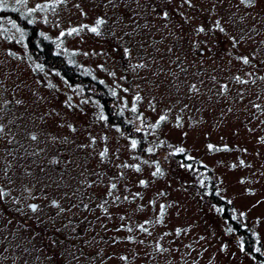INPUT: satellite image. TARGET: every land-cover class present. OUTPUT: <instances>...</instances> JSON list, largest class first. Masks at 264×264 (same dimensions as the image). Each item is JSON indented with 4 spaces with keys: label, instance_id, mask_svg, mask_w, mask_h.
Returning a JSON list of instances; mask_svg holds the SVG:
<instances>
[{
    "label": "rangeland",
    "instance_id": "1",
    "mask_svg": "<svg viewBox=\"0 0 264 264\" xmlns=\"http://www.w3.org/2000/svg\"><path fill=\"white\" fill-rule=\"evenodd\" d=\"M4 9L101 82L129 130L107 125L95 99L0 19V264H263L252 255L264 258V0H0ZM229 40L246 44L232 51ZM206 174L254 254L195 190Z\"/></svg>",
    "mask_w": 264,
    "mask_h": 264
},
{
    "label": "trees",
    "instance_id": "2",
    "mask_svg": "<svg viewBox=\"0 0 264 264\" xmlns=\"http://www.w3.org/2000/svg\"><path fill=\"white\" fill-rule=\"evenodd\" d=\"M9 18L13 23L14 21L16 24H19L20 28L24 30L26 42L28 45L29 50L37 54L38 59L42 60V64L49 68H55L57 70L58 74L70 85V86H77L79 87L82 92L89 97H92L95 99L101 108V111L105 114L106 117V124L110 126H115L120 131L126 132L129 130V125L127 123L121 122L120 115H112L111 113V105L114 102L113 96L109 93V91L106 89V87L96 79L86 75V74H80L78 69H75L73 65H69L66 63L64 57L59 53L58 51L54 50V47L51 43L41 40L38 44L36 42V39L38 38V35L36 33L37 27L34 24H29L27 20L21 19L19 15L12 11L8 10H0V19L2 18ZM229 49L235 50L237 49V46L235 44H246L244 40L240 41H233L231 42L229 40L228 42ZM216 45L218 48H220L219 41L216 42ZM36 47H41L39 49V52L35 53ZM57 52V53H56ZM59 53V54H58ZM243 54V53H241ZM247 53H244L245 56ZM65 61V62H64ZM141 143V141H140ZM161 150H158L157 154L161 153ZM164 152V151H163ZM172 153V161H177L181 165L193 167V161L187 157H185V151L180 150H173L170 152H165V154ZM161 163L167 164L166 160L164 162V159H159ZM169 168H167L168 170ZM210 175V174H209ZM209 175L206 174V180L203 179L204 183L200 184L199 189H195L196 191L199 190V193L201 194V197L204 199H207L211 203H214L216 206H219L220 213L222 215V218L232 226V228L237 232L239 236L242 238V246L245 250L252 252V245L254 243L253 237L250 233L247 232L245 228H243L238 221L232 218L230 214V206L229 203H227L225 200H222L217 194L213 192V186L211 183V180H209ZM210 186V187H209ZM209 187V188H208ZM208 195V196H206ZM256 260L261 261L264 264V258L261 257L259 254L252 255Z\"/></svg>",
    "mask_w": 264,
    "mask_h": 264
},
{
    "label": "snow or ice",
    "instance_id": "3",
    "mask_svg": "<svg viewBox=\"0 0 264 264\" xmlns=\"http://www.w3.org/2000/svg\"><path fill=\"white\" fill-rule=\"evenodd\" d=\"M253 2V0H241V3H248V4H251ZM38 8L40 7L39 5L37 6ZM44 7H47V5H45ZM32 11H35L34 9L32 10ZM99 23H102V21H97V24H99ZM217 26H219V22H217ZM73 32H75L76 31V29H73L72 30ZM90 31H92V32H97V28H91L90 29ZM199 31H203V29H200ZM220 31H223V29L221 28L220 29ZM61 35H64V33H61ZM244 63H248V60L245 58L244 59ZM237 80H239V77H237L236 78ZM193 87H195V86H193ZM133 110H135V109H133ZM165 119V117H161L160 118V120H164ZM132 146L133 147H135L136 146V142L135 141H133V144H132ZM212 145H209V149H212ZM104 155V153H101V156H103ZM138 170V169H137ZM157 171H159V169H157ZM144 182L143 181H141V184H143ZM113 187H115V185H113ZM3 196V193L2 192H0V197H2ZM34 212L37 210L36 209V206L35 205H30L29 206ZM161 211H163V206H161Z\"/></svg>",
    "mask_w": 264,
    "mask_h": 264
},
{
    "label": "flooded vegetation",
    "instance_id": "4",
    "mask_svg": "<svg viewBox=\"0 0 264 264\" xmlns=\"http://www.w3.org/2000/svg\"><path fill=\"white\" fill-rule=\"evenodd\" d=\"M0 130H1V128H0ZM30 205H35V206H36V209H37V207H38L36 203H29L28 206H30ZM57 207H58V206H57V203L54 202V203H53V208H54V209H57ZM29 209L32 210L30 207H29Z\"/></svg>",
    "mask_w": 264,
    "mask_h": 264
}]
</instances>
